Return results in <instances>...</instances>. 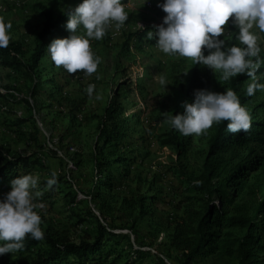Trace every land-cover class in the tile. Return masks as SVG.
Returning <instances> with one entry per match:
<instances>
[{
    "label": "rangeland",
    "instance_id": "obj_1",
    "mask_svg": "<svg viewBox=\"0 0 264 264\" xmlns=\"http://www.w3.org/2000/svg\"><path fill=\"white\" fill-rule=\"evenodd\" d=\"M80 2L81 0H0V17L12 25L9 43L21 46V59L27 66H30L29 58L36 51L38 37L43 36L44 11L57 16ZM162 2L163 0H127L124 3L129 14L125 26L117 30L113 22L101 40L90 38V47L100 58L96 72L91 75H85L82 71L69 74L62 66H55L48 55L47 48L53 39L69 35L65 25L60 26L65 36H44V51L47 54L30 75L31 79L11 69L0 68V94L5 96L0 97V149L5 155L33 154L37 149L34 142L29 140L28 133L32 130L30 124L23 125L24 136L19 135L14 126L19 119L32 117L39 130L38 141L42 145V149L36 154H39L45 165V170H37L32 174L39 177V182L52 173L57 178L65 176V182L58 184L51 198H41V191V195L37 197V202L45 205L44 208L36 209L42 219L41 228L54 239L72 243L89 241L96 229L94 220H87L85 208L89 207L98 219L103 215L108 223L116 225L118 229L123 221L120 223L116 218L123 215L129 224L133 223L141 231L140 237L145 244L142 250L158 254L166 261L174 260L176 252L169 248V235L179 217L187 211L198 209V196L188 186L190 180L199 173L211 130L208 129L206 134L200 136H183L179 133V156L171 148L160 145V138L169 127L166 121L159 120L171 115L185 99L193 66V61L189 58L162 53L155 46V39L148 37L147 33L154 31V27L161 24L166 15L157 6ZM137 24L143 25V29ZM225 27L227 31L221 38L229 46L239 45L240 42L235 39L237 29L233 25L226 24ZM252 31L258 35L261 48L259 55L264 59L262 32L255 27ZM138 33H146L144 42H139ZM80 34L83 35V31ZM263 70L264 64L257 70L259 83H264ZM161 75L167 77L166 86L159 83ZM49 80H52V85ZM251 82L252 78L244 81L238 86L236 93L250 115L262 117L261 110L256 107L264 101V90H257L254 95L248 96L247 87ZM34 83L40 85V95L30 100L33 109L28 111L20 104V99L25 97ZM227 83L228 81L220 78L218 70L214 73L212 71L208 90L223 93L227 89ZM89 84L95 85L92 96L87 93ZM12 95L15 97H11ZM97 95L99 99L96 98ZM52 96L56 99L53 105L49 100ZM110 102L114 107H123V118L129 120L125 139L130 144L116 153L128 160L129 178L121 181L119 188L106 191L99 190L96 183L94 163L96 157L97 160L100 157L94 154V147L98 126ZM133 115L137 116L143 126L134 127ZM61 138L63 143H60ZM66 144L73 150L69 149L68 155L64 157L62 149ZM58 157L64 159L65 166L59 162ZM115 167H118V174L126 169L124 166L119 168V165ZM66 171L69 173L67 178ZM8 191L2 190L0 198ZM72 193L79 195L82 201L80 204L70 202ZM95 194H101V197H93ZM139 198L148 199L143 214L127 207L126 201ZM78 219L84 221L79 223ZM122 233L130 234L129 231ZM129 253L120 245L114 253L117 256H113L110 261L118 259L116 264H123L131 255ZM23 257L25 255L16 252L5 254L0 256V264H10ZM142 264L155 263L146 259ZM203 264L235 263L209 257Z\"/></svg>",
    "mask_w": 264,
    "mask_h": 264
},
{
    "label": "trees",
    "instance_id": "obj_2",
    "mask_svg": "<svg viewBox=\"0 0 264 264\" xmlns=\"http://www.w3.org/2000/svg\"><path fill=\"white\" fill-rule=\"evenodd\" d=\"M127 0H122L126 3ZM45 25L43 36L38 37L36 51L30 56V66L21 59L23 51L17 43H9L5 48H0V68L11 69L31 79L30 75L37 69L39 62L47 54L43 43L44 36H65L60 26L67 21L66 12L54 16L50 11H44ZM227 25L231 24V18ZM230 28V27H229ZM139 42H144L146 33L137 34ZM264 41V33H262ZM206 54V53H205ZM264 71V70H263ZM257 74V73H256ZM212 78V70L207 66L193 62L192 73L188 79V89L185 99L171 112V115L183 113V103L191 102L194 97L191 93L197 89H208ZM251 77L240 74L228 80L227 89L237 91L244 81ZM53 84L52 80L48 81ZM40 85L34 83L27 91L25 97L20 99L28 111L33 109L30 100L40 95ZM27 96V97H26ZM1 98L5 96L0 94ZM11 97H15L12 95ZM51 104L56 102L54 97H49ZM109 103L104 111L103 118L98 126V134L94 154L100 157L95 159V178L99 190L112 191L119 188L121 181L129 178V162L116 153L128 147L126 141L128 122L123 118L124 109L114 107ZM261 110L262 117L251 115V127L247 132L231 133L227 121L214 123L209 129L211 135L207 142V152L200 166L198 175L190 180L188 188L197 194L198 209L187 211L179 217L169 235V248L176 252L174 260L166 261L158 254L144 251V242L141 240V231L133 223L118 215L123 225L118 229L116 225L108 223L101 215L98 219L86 207L87 220H94L96 229L89 241L81 240L78 243L61 241L45 234L44 239L37 241L25 239V247L16 252L25 255L10 264H116L118 259L110 261L116 248L123 245V250H128L129 257L123 264H142L146 259L153 260L155 264H203L209 257L218 260L227 259L235 264H262L264 256V101L256 107ZM169 115V116H171ZM168 116V117H169ZM164 117L159 122H167ZM31 122V123H30ZM134 127L143 126L136 115L132 116ZM30 124L32 129L28 133L29 140L35 144V152L28 156L16 154L5 155L0 149V192L10 190V181L20 175L45 170V165L36 154L42 149L38 141L39 130L30 119H19L16 131L24 136L23 125ZM168 124L161 138L160 145L171 148L177 156L180 155L181 143L179 132ZM60 143H63L62 138ZM62 149L64 157L68 155L69 144ZM62 148V146L60 147ZM109 150V151H108ZM56 156V153H54ZM59 162L66 165L64 159L58 157ZM124 166L123 173L118 174V167ZM67 175L69 174L67 171ZM47 179L39 182L38 191L42 192L41 198H51L52 192L58 184L65 182V176L57 178V183L51 187ZM120 182V183H119ZM93 197L99 198L101 194ZM79 195L72 193L70 202L74 205L82 201ZM148 199H134L126 201L127 207L139 214L144 213ZM84 219H78L83 222ZM102 221L104 223H102ZM92 222V221H91ZM120 230L121 232H115ZM129 231L130 234L122 233ZM133 240V241H132ZM119 256L120 252L117 253Z\"/></svg>",
    "mask_w": 264,
    "mask_h": 264
},
{
    "label": "clouds",
    "instance_id": "obj_3",
    "mask_svg": "<svg viewBox=\"0 0 264 264\" xmlns=\"http://www.w3.org/2000/svg\"><path fill=\"white\" fill-rule=\"evenodd\" d=\"M157 6L166 15L147 34L149 39H155V46L162 53L189 58L213 73L218 70L224 81L246 74L252 78L247 87L248 96L264 90V83L257 82L256 77L264 59L259 55L258 35L252 31L255 27L264 33V0H163ZM125 7L122 0H81L67 10L65 28L69 35L53 39L47 48L54 65L62 66L69 74L96 72L100 58L93 53L90 38L101 40L113 22L117 30L124 27L129 19ZM230 18L237 29L235 39L239 45L229 46L221 38ZM137 25L143 29V25ZM11 27L10 22L0 17V48L9 45ZM159 83L166 86L167 77L161 75ZM94 88V84L88 85L89 96L93 95ZM193 97L191 102L183 103L182 114L171 115L167 120L181 135L206 134L214 123L222 121H227L226 127L231 133L250 129L251 115L231 88L223 93L197 89ZM56 183V174L52 173L47 185ZM38 186L39 177L26 173L12 179L10 190L0 198V256L22 251L26 237L44 239L42 219L36 209L45 205L37 202L41 195Z\"/></svg>",
    "mask_w": 264,
    "mask_h": 264
},
{
    "label": "built area",
    "instance_id": "obj_4",
    "mask_svg": "<svg viewBox=\"0 0 264 264\" xmlns=\"http://www.w3.org/2000/svg\"><path fill=\"white\" fill-rule=\"evenodd\" d=\"M149 7H151V4H148ZM70 150H73L72 148Z\"/></svg>",
    "mask_w": 264,
    "mask_h": 264
}]
</instances>
